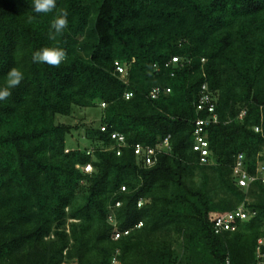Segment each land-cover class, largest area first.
<instances>
[{
	"label": "trees",
	"instance_id": "trees-1",
	"mask_svg": "<svg viewBox=\"0 0 264 264\" xmlns=\"http://www.w3.org/2000/svg\"><path fill=\"white\" fill-rule=\"evenodd\" d=\"M42 47L65 60L34 63ZM11 67L25 79L0 101V264H110L116 251L122 264L255 263L264 183L240 187L233 168L239 154L250 176L264 165V0H57L49 14L0 0V86ZM204 85L212 113L198 110ZM95 101L99 126L56 122ZM81 129L87 145L70 147ZM168 137L154 166L135 155ZM241 206L250 218L217 232L212 215Z\"/></svg>",
	"mask_w": 264,
	"mask_h": 264
},
{
	"label": "built area",
	"instance_id": "built-area-1",
	"mask_svg": "<svg viewBox=\"0 0 264 264\" xmlns=\"http://www.w3.org/2000/svg\"><path fill=\"white\" fill-rule=\"evenodd\" d=\"M172 61L174 63L178 62L177 58H173ZM117 70L122 73L124 76H127V70L125 67L120 66L117 64ZM170 90H167L169 92ZM159 89H155L151 92V97L153 99L157 98L159 96ZM132 96V94H127L126 98L129 99ZM212 98L210 97L208 93L207 86L204 85L202 87V95L199 101L198 110H204L205 108L208 109L210 113L214 111V105L211 103ZM103 107H105V104H102ZM246 115L245 111H242L240 114V118L242 119ZM212 122H217V117L213 115ZM211 123V120H198L196 122V131H195V145H194V151L200 153L201 163L207 164L210 162V151L208 149V141L204 137V130L209 124ZM104 131L105 128H102ZM256 131H259L258 128H256ZM112 138L117 140L118 142V148L124 147L126 145L125 138L118 134L114 133L112 134ZM170 150V144H169V137L164 139L162 143L158 147H148L143 146L140 144H137L134 148V153L137 156V158L142 159L145 162V165L148 167L154 166L158 160V156L163 151ZM120 155V152L117 153ZM86 172H92L93 167L91 165H86L84 167ZM233 175L236 179L237 184L240 187L248 188L251 183H253L256 180H260L262 183H264V165H260L257 169V175L256 176H250L246 170L245 161H244V155L239 154L236 158L235 166L233 168ZM125 188H122L124 190ZM142 205V201H140L139 206ZM119 206V203L117 204V207ZM250 218V214L247 213L243 206L238 207L237 209L223 213V214H213L212 219L214 220L215 228L217 232H223V231H230L234 232L237 230V223L240 221H246ZM110 221L113 222L112 218H110ZM140 226V225H139ZM124 234H128V232H124ZM121 236V234L117 231L114 233V239H118ZM264 240H259V245L256 249V261L254 264H264ZM119 251H116L115 255L112 257L110 264H122V261L119 259ZM229 264V262H227Z\"/></svg>",
	"mask_w": 264,
	"mask_h": 264
},
{
	"label": "clouds",
	"instance_id": "clouds-1",
	"mask_svg": "<svg viewBox=\"0 0 264 264\" xmlns=\"http://www.w3.org/2000/svg\"><path fill=\"white\" fill-rule=\"evenodd\" d=\"M32 11L36 14L53 13L57 7V0H31ZM68 12L62 11L50 25L49 39H55L68 27ZM66 57L64 49L59 47H42L32 54V61L38 64L59 66ZM25 79L24 73L16 67H11L6 73L3 86H0V101L6 100L12 95V90L20 86Z\"/></svg>",
	"mask_w": 264,
	"mask_h": 264
},
{
	"label": "rangeland",
	"instance_id": "rangeland-1",
	"mask_svg": "<svg viewBox=\"0 0 264 264\" xmlns=\"http://www.w3.org/2000/svg\"><path fill=\"white\" fill-rule=\"evenodd\" d=\"M103 106L98 105V101H95V106L83 109H75L71 117L58 116L56 122L69 126L85 125V126H99L102 117ZM84 135V129L75 131L74 135L68 140L70 147H76L79 143L82 147L87 143L82 139ZM73 264H76L73 263Z\"/></svg>",
	"mask_w": 264,
	"mask_h": 264
}]
</instances>
